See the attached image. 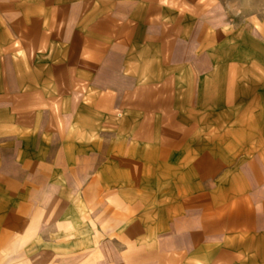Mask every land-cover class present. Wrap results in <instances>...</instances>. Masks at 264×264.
<instances>
[{"label":"crops","instance_id":"crops-1","mask_svg":"<svg viewBox=\"0 0 264 264\" xmlns=\"http://www.w3.org/2000/svg\"><path fill=\"white\" fill-rule=\"evenodd\" d=\"M141 3L0 0V264H264V147L217 137L238 79Z\"/></svg>","mask_w":264,"mask_h":264},{"label":"rangeland","instance_id":"rangeland-1","mask_svg":"<svg viewBox=\"0 0 264 264\" xmlns=\"http://www.w3.org/2000/svg\"><path fill=\"white\" fill-rule=\"evenodd\" d=\"M151 1L154 0H137V3L142 2L145 8ZM156 1L164 9L172 10L174 18L179 12L185 15L186 24L191 27L197 24L192 28L196 30L194 33H198L197 37L207 32L206 53L217 63V74H220L217 83L222 77L224 86L231 76L235 75L238 79L235 101L240 106L239 112L223 115L220 119L223 130L220 133V129H217V137L220 135L224 140H238L240 144L248 138L249 141L254 140L256 151L257 148L260 150L264 147V0ZM3 38L0 33V42L4 41ZM57 47L51 43L48 50L39 54L33 50L34 53L30 55L37 57L30 83L43 85L51 93L56 84L51 61L58 55ZM47 244L53 247L54 242L48 241Z\"/></svg>","mask_w":264,"mask_h":264}]
</instances>
